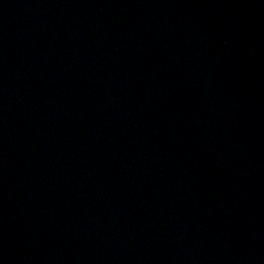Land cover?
<instances>
[{
	"label": "water",
	"instance_id": "1",
	"mask_svg": "<svg viewBox=\"0 0 264 264\" xmlns=\"http://www.w3.org/2000/svg\"><path fill=\"white\" fill-rule=\"evenodd\" d=\"M0 264H264V0H0Z\"/></svg>",
	"mask_w": 264,
	"mask_h": 264
}]
</instances>
